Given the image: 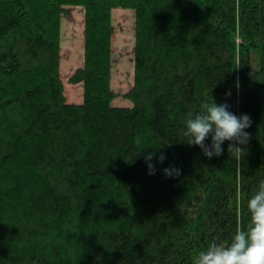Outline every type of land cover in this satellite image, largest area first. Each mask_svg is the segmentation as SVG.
Returning a JSON list of instances; mask_svg holds the SVG:
<instances>
[{
	"label": "trees",
	"instance_id": "16d2710c",
	"mask_svg": "<svg viewBox=\"0 0 264 264\" xmlns=\"http://www.w3.org/2000/svg\"><path fill=\"white\" fill-rule=\"evenodd\" d=\"M69 7L84 14L68 78L82 103L60 75ZM114 9L135 17L123 93L111 87ZM120 95L132 105H112ZM211 96L251 119L241 160L228 141L208 158L182 135ZM148 153L166 157L149 161L153 175ZM261 180L264 0H0V264H192L248 224Z\"/></svg>",
	"mask_w": 264,
	"mask_h": 264
},
{
	"label": "clouds",
	"instance_id": "9594fccd",
	"mask_svg": "<svg viewBox=\"0 0 264 264\" xmlns=\"http://www.w3.org/2000/svg\"><path fill=\"white\" fill-rule=\"evenodd\" d=\"M238 87V84H237ZM230 91L225 95H230ZM182 135L189 146H198L205 157H219L224 149L221 145L228 141L227 152L230 158L241 160L249 141V133L245 131L251 126L247 114L235 115L229 111V105L217 104L211 96V102L201 104L198 111H189L184 121ZM206 140H210L206 143ZM155 153L145 156L149 175L155 174V167L149 163ZM163 162V153L155 156ZM165 176H178L180 170L169 166L163 169ZM248 224L238 227L227 243L213 239L193 258L192 264H264V180L257 190L247 199Z\"/></svg>",
	"mask_w": 264,
	"mask_h": 264
},
{
	"label": "rangeland",
	"instance_id": "374dc122",
	"mask_svg": "<svg viewBox=\"0 0 264 264\" xmlns=\"http://www.w3.org/2000/svg\"><path fill=\"white\" fill-rule=\"evenodd\" d=\"M83 9L69 7L61 20V59L60 75L64 84V95L68 103H82L81 84H70L69 76L83 63ZM134 11L131 9L112 10V23L115 33L112 38L111 87L123 93L133 83L134 71ZM112 105L129 107L131 101L123 96L113 100Z\"/></svg>",
	"mask_w": 264,
	"mask_h": 264
}]
</instances>
